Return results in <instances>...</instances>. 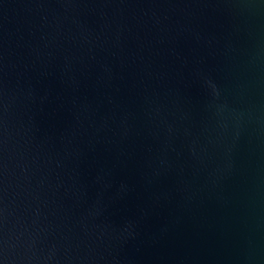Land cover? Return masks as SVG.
<instances>
[{
	"label": "water",
	"instance_id": "1",
	"mask_svg": "<svg viewBox=\"0 0 264 264\" xmlns=\"http://www.w3.org/2000/svg\"><path fill=\"white\" fill-rule=\"evenodd\" d=\"M0 264H264V0H0Z\"/></svg>",
	"mask_w": 264,
	"mask_h": 264
}]
</instances>
